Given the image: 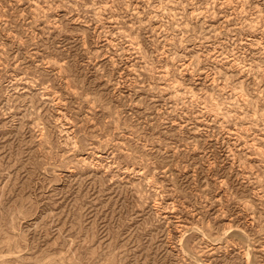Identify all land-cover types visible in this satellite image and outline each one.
Here are the masks:
<instances>
[{"label":"rangeland","instance_id":"1","mask_svg":"<svg viewBox=\"0 0 264 264\" xmlns=\"http://www.w3.org/2000/svg\"><path fill=\"white\" fill-rule=\"evenodd\" d=\"M0 264H264V0H0Z\"/></svg>","mask_w":264,"mask_h":264}]
</instances>
